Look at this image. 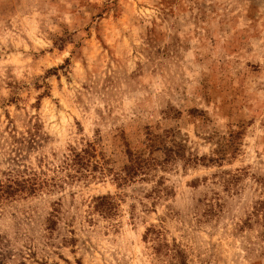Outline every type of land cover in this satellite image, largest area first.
Instances as JSON below:
<instances>
[{"label": "rangeland", "instance_id": "1", "mask_svg": "<svg viewBox=\"0 0 264 264\" xmlns=\"http://www.w3.org/2000/svg\"><path fill=\"white\" fill-rule=\"evenodd\" d=\"M0 187V264H264V0H0Z\"/></svg>", "mask_w": 264, "mask_h": 264}, {"label": "trees", "instance_id": "2", "mask_svg": "<svg viewBox=\"0 0 264 264\" xmlns=\"http://www.w3.org/2000/svg\"><path fill=\"white\" fill-rule=\"evenodd\" d=\"M94 158V147L92 144H87L80 150H71L70 156H68L64 164L68 167H73L74 172L85 175L83 172H88V168H91V171H98L99 166L97 162H92ZM130 161L129 173L134 174L136 169H142L139 157L131 155ZM101 174H104V172ZM19 191L21 190L0 187V194L8 197L14 196ZM116 206L117 204L114 202V199L109 195L99 196L93 200V209L106 217L115 215ZM143 240L150 243V249L157 258L161 257L165 259V264H186V256L183 254V251L176 244L175 240H172L171 244L166 241L162 228L157 229L154 226L147 228L143 235Z\"/></svg>", "mask_w": 264, "mask_h": 264}]
</instances>
